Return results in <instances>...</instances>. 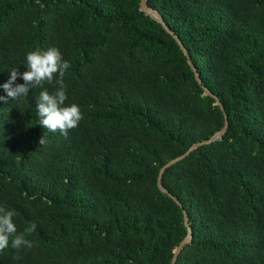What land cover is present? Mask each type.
Masks as SVG:
<instances>
[{"label": "trees", "instance_id": "obj_1", "mask_svg": "<svg viewBox=\"0 0 264 264\" xmlns=\"http://www.w3.org/2000/svg\"><path fill=\"white\" fill-rule=\"evenodd\" d=\"M139 1L0 0V85L27 70L28 52L56 47L71 64L65 106L83 114L65 137L39 125L42 89L0 103V206L15 211L18 232L36 224L27 239L37 245L14 260L10 242L0 264H170L186 236L157 176L224 118ZM148 6L228 121L220 141L162 176L192 229L175 264H264V0Z\"/></svg>", "mask_w": 264, "mask_h": 264}, {"label": "clouds", "instance_id": "obj_2", "mask_svg": "<svg viewBox=\"0 0 264 264\" xmlns=\"http://www.w3.org/2000/svg\"><path fill=\"white\" fill-rule=\"evenodd\" d=\"M71 67L69 61L65 60L60 50L56 47L47 50L37 49L26 55V71L22 74L16 68L10 70V79L0 85L6 95H0V103L7 104L9 100L18 101L27 97L34 88H40L36 98V111L39 117V125L51 133L59 131L67 137L69 130L78 127L83 119L79 105L73 103L65 106L67 100L64 77ZM23 80L22 84L16 83L17 79ZM45 84L52 85L56 90L49 92ZM45 143V136L40 139V145ZM14 210L0 206V251L9 246L16 251L14 260L22 259L21 251L25 248L31 249L37 246L33 241L27 239L36 231V224L30 223L23 232H18L14 217Z\"/></svg>", "mask_w": 264, "mask_h": 264}, {"label": "water", "instance_id": "obj_3", "mask_svg": "<svg viewBox=\"0 0 264 264\" xmlns=\"http://www.w3.org/2000/svg\"><path fill=\"white\" fill-rule=\"evenodd\" d=\"M139 11H141L146 17H149L150 19H152L153 21L158 23L161 26V28L169 36H171V38L176 42L180 51L182 52V54L186 58L187 64L189 65L190 70L193 73L195 81L203 90V95L210 97L215 101V105L219 107V109L221 110V112L223 114V118H224L223 127L219 131L215 132L209 139L191 145L184 154L180 155L179 157L172 159L171 161H169L168 163L163 165L159 170V173L157 176V184H156L157 188L161 192L166 194L168 196V198H170L181 209L182 215H183V223H184V226L186 229V236L179 243V245L173 250V256H172L170 264H175L177 257L181 253L183 248L186 245H188L189 243H191V241H192V229H191L190 224H189L188 216H187L186 212L184 211V209L182 208V205L179 202V200L176 197H174L172 194H170L168 191H166V189L163 187L162 176H163V174L167 168H169V167L173 166L175 163L185 159L189 154H191L193 151L197 150L199 147L204 146V145H210L213 142L220 141L227 131L228 121H227V116L225 114L224 107H223L222 103L220 102V100L218 99V97L216 95L212 94L207 88H205L202 85V82L200 80V76H199L194 64L192 63V60H191L187 50L183 46V44L180 41V39L178 38V36L174 32H172L170 30V28L167 26L166 22L164 21L163 17L160 15V13L157 10L152 9L148 6V0H140L139 1Z\"/></svg>", "mask_w": 264, "mask_h": 264}]
</instances>
